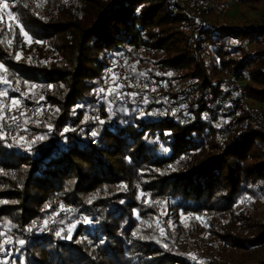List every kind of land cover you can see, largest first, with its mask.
<instances>
[{
    "label": "trees",
    "instance_id": "16d2710c",
    "mask_svg": "<svg viewBox=\"0 0 264 264\" xmlns=\"http://www.w3.org/2000/svg\"><path fill=\"white\" fill-rule=\"evenodd\" d=\"M196 1L8 0L0 10L11 81L0 87L21 100L14 114L35 112L24 128L4 122L0 233L25 244L0 251V261L264 264V0H236L259 11L241 24L217 21L227 0ZM120 56L135 81L127 92L139 93L132 98L156 83L178 109L141 117L102 98L96 90L114 81ZM237 82L254 106L233 97ZM191 91L195 103L184 104ZM37 136L45 138L31 143Z\"/></svg>",
    "mask_w": 264,
    "mask_h": 264
},
{
    "label": "snow or ice",
    "instance_id": "6c2138e0",
    "mask_svg": "<svg viewBox=\"0 0 264 264\" xmlns=\"http://www.w3.org/2000/svg\"><path fill=\"white\" fill-rule=\"evenodd\" d=\"M16 2H18V0H16ZM26 6L27 5H25V7ZM8 8H9L8 0H0V10H4V9H8ZM7 15L9 16L10 19H14L17 22L19 21V17L14 16L13 13L9 12V13H7ZM2 20H3V17H0V22H2ZM17 26H19V34L20 35H22V36H24V37H26L28 39H31L22 24H18ZM8 28H9V30H11L13 28V25L10 23L8 25ZM0 34H2V33H0ZM7 43H8L9 46H11L12 41L9 40ZM37 43H40V41H37ZM21 58H22V54L21 53H16L15 56H14V59H16V60H20ZM28 60L30 62L31 61V57H29ZM109 71L111 72V69H109ZM132 71H135V66L134 65L132 66ZM0 73H2V74H0V84H6V85L10 84L11 81L9 79H7L8 69L6 68L5 64L2 63V62H0ZM140 75H143V73H141ZM167 75L171 76L172 73H167ZM113 76H114V83H113L112 87H110L108 89L101 88V89L96 90L98 94H106V95H104L102 97L104 99H107V97H112V99L108 101V103L110 105L117 103L118 101L121 100L122 97L125 96V93L123 91H121L120 89H122L124 87H133L134 86L130 82H127L128 81V77L127 76H122V75L115 74V73L113 74ZM116 81H121V83H116ZM123 82H127V83H123ZM31 87L35 88L36 85H32ZM48 87H52V86L49 85ZM144 88H147V84L144 85ZM152 91H156V89L153 88ZM138 95H139V93H137V92H129V93H127V96H129V97H136ZM0 97H8L7 90L0 91ZM25 98H27L26 94H25ZM8 99H9V104L5 105V104L0 103V140H5L7 138V135H8L3 130L5 128V123L4 122H5L6 118H7V110H9V109H17L18 106L21 103V100L19 98L8 97ZM41 99H44V98L41 97ZM143 103L144 104L148 103V99H147L146 96L143 97ZM123 110L127 111L126 109H123ZM57 111H58V109H57ZM108 111L111 112V108H109ZM137 111H139L141 117H143L145 115H152L153 114V113H146V112H144L143 110H140V109H137ZM20 115H24V113L21 112ZM10 119L12 120L13 123H16V121L19 119V117L18 116H11ZM95 119L99 120L100 123H104L105 122L104 120H100L99 117H95ZM25 123H27V121H25ZM49 127H51V126L49 125ZM64 131H68V129H65ZM97 134L98 133L96 131L92 132V136H94V137ZM166 134H170V133H166ZM44 138H45L44 136H37L31 141V143H35L38 140H43ZM12 139H13L14 142L16 141V137L15 136H13ZM19 139L23 140L24 137L20 136ZM8 146L11 147L12 145L9 144ZM0 203H6V201H0ZM89 203H91V200H89ZM197 219H199V217H197ZM76 223H80V221H77ZM83 223L88 224V223H92V221L89 220L88 218H85L83 220ZM43 224H44L45 227H47L48 224H49V221L46 219V220H44ZM75 227H76V224L70 225L69 233ZM28 230H31V229H28ZM63 231H64L63 229L58 230V231L55 232V235L57 237H60L62 235ZM4 235H5V233H0V236H4ZM133 235H135V233ZM64 238L65 239H71V235L69 234L68 236H65ZM12 242H13V238H11V237H8L7 239H4V240L0 241V251H4L7 254L9 250L5 246L7 244H9V243H12ZM16 243H19L20 245H24L25 241L23 239H20V240L16 241ZM101 243H103V241H101ZM165 247H167V245H165ZM190 255H192V259H196L194 254H190ZM0 264H8V262L0 261Z\"/></svg>",
    "mask_w": 264,
    "mask_h": 264
},
{
    "label": "rangeland",
    "instance_id": "374dc122",
    "mask_svg": "<svg viewBox=\"0 0 264 264\" xmlns=\"http://www.w3.org/2000/svg\"><path fill=\"white\" fill-rule=\"evenodd\" d=\"M196 2H197L198 6H201L200 5L201 3H203L204 6H208L210 3L208 0H202L201 2L200 1H196ZM199 8H201V11L203 10L202 7H199ZM7 13H8V11L6 10L5 14L7 15ZM201 15H203V14H201ZM258 15H259V11H255L252 8H250L249 6H245L236 0H227L226 7L222 10L221 15L219 16L217 21L221 22V23H227V24H241V23H244L248 20H253V19L257 18ZM210 20L211 19H209L205 15V16H202L201 23L205 24L207 22H210ZM208 59L210 61H213V59H214V56L212 55L211 51H210ZM125 60H126V58H125ZM125 69H126V73L129 72V71H127L128 70L127 64H125ZM131 72H134V71L131 70ZM114 73L117 74V66L112 68L111 72L109 74H114ZM127 77H128V80L130 78H132L133 81L131 82V84L134 85V82H135L134 77L129 76L128 74H127ZM106 83H108L110 86H113L114 81L108 80V81H106ZM116 83H119V81H116ZM236 86H237V90L234 91L233 97L242 100L247 105H250V106L253 105V103L246 96L243 95L244 83L243 82H237ZM130 88H132V87H127V89L125 90L126 93H128L127 90ZM0 91H2L1 87H0ZM104 95H106V94H104ZM105 100H107V99H105ZM178 102H180V101L178 100ZM0 103L5 104V105L9 104L6 97H0ZM14 110L15 109L7 110V118L6 119H7L8 124L15 125L17 127V129L24 128L23 123H25V121L29 122L35 116V112L32 109L26 108L20 112L15 113V114H14ZM21 112H23L24 115H20ZM11 116H18L19 117V119L16 121V123L12 122V120L10 119ZM21 119L23 120V123H20ZM20 136H23V135L20 133L19 137ZM261 207H262V204L258 206V210L260 213H262ZM3 233H5V235L0 237L1 241L4 239H7L8 237L13 238V236L9 232H3ZM19 246H20V244L16 243V240L13 239V242L7 244L5 247L9 250V252H11L14 248H16V249L19 248ZM2 252H4V251H2Z\"/></svg>",
    "mask_w": 264,
    "mask_h": 264
},
{
    "label": "built area",
    "instance_id": "2783aa9c",
    "mask_svg": "<svg viewBox=\"0 0 264 264\" xmlns=\"http://www.w3.org/2000/svg\"><path fill=\"white\" fill-rule=\"evenodd\" d=\"M182 1L185 3H192L193 0H182ZM199 13H201V11H199ZM259 18H264V1L262 2V5L260 7ZM125 64H126L125 56H120L117 58V60H116L117 74L122 75V76H127ZM132 81H133L132 78H130L127 82L131 83ZM127 82H123V83H127ZM119 83H121V82L119 81ZM233 86H234V82L229 81L228 87H233ZM110 87H112V86H110L108 83H105L103 88L108 89ZM158 87H160L158 84L152 83L150 85L149 90L145 93V96L147 97V99L150 98L156 105L162 104V102H164V104L162 106V109H163L162 111H159L156 107H151V110H150V112L153 113V115L164 117L169 112H174L178 109V101H176L175 99H168V98L160 95V93H158V91H157ZM153 88H155L156 91H152ZM126 89H127V87L120 89L121 91H123L125 93V96L122 97L121 100L118 101L117 103L112 104V106L114 107L116 104L122 103L125 106L134 107L137 114H140L139 111H137V109L143 110V108L140 107V103L143 102V99L141 101L140 100L137 101L134 98L127 96V93L125 91ZM196 97H197L196 91H191L190 94L187 96V98L185 100H183V103L187 104V105H192L195 103ZM218 103H221V100H219ZM95 142L96 141L94 140L93 143L95 144Z\"/></svg>",
    "mask_w": 264,
    "mask_h": 264
}]
</instances>
